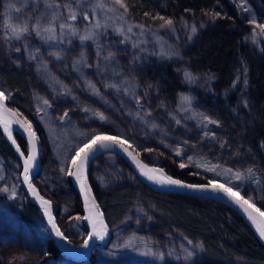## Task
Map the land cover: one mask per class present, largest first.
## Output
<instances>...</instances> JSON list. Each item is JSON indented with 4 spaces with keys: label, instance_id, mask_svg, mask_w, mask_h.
Masks as SVG:
<instances>
[{
    "label": "rangeland",
    "instance_id": "obj_1",
    "mask_svg": "<svg viewBox=\"0 0 264 264\" xmlns=\"http://www.w3.org/2000/svg\"><path fill=\"white\" fill-rule=\"evenodd\" d=\"M122 3L127 11L116 0H0V64L19 79L11 84L0 70V91L37 136L41 166L34 182L54 203L61 230L77 245L88 234L68 172L94 136L126 140L139 154L154 150L165 157V171L223 184L264 212V168L241 131L201 99L213 94V76L192 71L184 56L217 19L235 12L251 29L248 41L260 48L264 7L258 0H208L171 26H147ZM12 27L27 31L14 34ZM164 61L174 62V80L149 78ZM20 166L0 153V264H48L52 238L44 221L26 220L12 203L28 199ZM89 174L105 197L110 238L75 264H249L224 243L211 253L182 230L116 155H98Z\"/></svg>",
    "mask_w": 264,
    "mask_h": 264
},
{
    "label": "trees",
    "instance_id": "obj_2",
    "mask_svg": "<svg viewBox=\"0 0 264 264\" xmlns=\"http://www.w3.org/2000/svg\"><path fill=\"white\" fill-rule=\"evenodd\" d=\"M130 7L133 19L143 25L157 26L165 20L175 21L185 13H196L207 5L208 0H124ZM264 7V0H258ZM164 17V20L159 19ZM251 29L238 12L217 19L198 38L184 49L187 66L194 72L213 76V94L202 95L201 99L216 109L220 119L229 127L239 129L242 143L249 147L264 168V35L260 48L249 41ZM0 64L2 75L9 83H19L14 71ZM173 61H164L149 78L163 77L173 81ZM17 142L27 152L25 141L15 134ZM0 153L16 160L0 130ZM144 161L165 168V157L154 150L137 153ZM119 162L128 170L127 165ZM20 164V163H19ZM167 173L187 182H205L197 177L166 170ZM103 213L104 198L93 185ZM146 195L157 200L163 210L169 212L172 220L184 231L200 239L208 250L224 243L234 255L246 259L249 264H264V246L255 236L248 223L226 205L204 198L165 194L144 185ZM21 190H25L21 187ZM76 194V193H75ZM118 193L109 196L113 201ZM27 197V194L25 192ZM76 202L81 203L78 194ZM26 220L42 219L36 206L12 201ZM33 205V206H32ZM46 261L53 264L62 259L53 240L48 244ZM76 262H74L75 264Z\"/></svg>",
    "mask_w": 264,
    "mask_h": 264
},
{
    "label": "water",
    "instance_id": "obj_3",
    "mask_svg": "<svg viewBox=\"0 0 264 264\" xmlns=\"http://www.w3.org/2000/svg\"><path fill=\"white\" fill-rule=\"evenodd\" d=\"M10 109L11 111H8ZM23 125V126H22ZM28 123L21 117L17 112H15L12 108L9 107L7 101H4L3 107H0V130L4 135L6 141L10 145L12 151L17 157L20 165H21V174H20V183L22 188L25 190L28 200L30 203L34 204L38 211L40 212L42 219L46 225V228L52 238L54 244L57 246L60 255L68 260H72L75 262H81L89 258L95 248H104L110 238V231L108 224L105 220L103 211L100 207V204L97 200L96 194L94 192V188L90 179L89 167L90 163L102 153H112L120 158L127 167L132 171V173L148 188L153 189L155 191L165 193V194H180L198 198L209 199L213 201L220 202L233 211H235L239 216H241L250 226L255 236L259 239V241L264 246V238L260 236L259 229L264 227V217H261L259 213L255 212L252 209L249 211L252 213V216L255 217V222L253 219H250L249 213L244 211V208L240 206V204L236 203L234 199H231L228 195L223 192L213 191L210 183L200 182V183H191L179 179L169 173H167L163 168L158 165H154L144 161L135 151H133L127 144L125 145L128 148V151L125 152L119 145H112L111 141H105V143L110 146L107 148H101L99 144L93 149L91 153H89L88 160L84 163L82 170L80 171L81 180L83 181V190L81 187V181L77 180L75 175H70L71 185L76 190L81 205H82V213L83 219L82 222L87 226L88 234L84 241L77 245L71 242L62 232L59 227L56 218H55V208L54 203L47 198L42 192L39 190L34 180L40 171L41 166V156L38 145L37 136L34 130L31 128V132L34 133V137L30 135L29 131H26ZM15 134H19L21 138L25 141L27 146V152H24L17 139ZM11 135V138H10ZM13 140H15V144H13ZM19 148V151L17 150ZM131 153V155H129ZM30 155H34V159L30 161V167L28 171V181H25V160L28 159ZM77 163H79V156L77 154L76 157ZM162 170V171H161ZM78 169L75 166H72L71 172H77ZM147 173V175H145ZM148 176H153L156 179L149 180ZM171 176L173 179H179L183 184H193V185H204L207 190H197L190 189L186 187H180L176 185H169L166 183H162L166 177ZM31 184V188L29 187ZM35 191V194L33 192ZM42 197L43 200L48 201V205H43L41 200L37 197ZM48 208V212H50L51 217L54 219L57 227L63 233V236L66 239L56 236L55 231L52 229V225L49 222V215L46 214L45 208ZM246 207V206H245ZM257 207V206H256ZM258 208V207H257ZM262 211V210H260ZM263 212V211H262ZM97 213L99 215H97ZM88 217V219H85ZM103 221V225L99 223V221ZM95 223V227L97 230L103 229L104 239H99L98 237L93 236L89 239V234L93 231V225ZM85 241H87V246H85Z\"/></svg>",
    "mask_w": 264,
    "mask_h": 264
},
{
    "label": "snow or ice",
    "instance_id": "obj_4",
    "mask_svg": "<svg viewBox=\"0 0 264 264\" xmlns=\"http://www.w3.org/2000/svg\"><path fill=\"white\" fill-rule=\"evenodd\" d=\"M116 3L120 4V6L125 8V11H127V7H126V5H124L122 3V0H116ZM85 18H87V17H85ZM72 19H75V15L72 16ZM159 19L164 20L165 18L164 17H159ZM172 23L173 22L171 20H165V24L168 25V26H171ZM253 23H255L254 20H253ZM257 27H259L261 29V31L264 32V24L257 25ZM12 31H13L14 34H18L20 32H26L27 28L12 27ZM129 31H131V28H129ZM192 31H193V33H195L196 28L193 27ZM86 38L87 37H81V39H86ZM188 75L189 74L186 73V76H188ZM6 99L7 98L4 96V93L2 91H0V107H3L4 101ZM184 99L187 100L188 98L185 97ZM44 103L47 104L48 102L44 101ZM8 111H11V110L8 109ZM101 119H103V117H101ZM209 122L210 123H215L214 121H209ZM25 130L29 131L30 135L34 137L35 134L31 132V125L30 124H28V126H27V128ZM10 138H11V135H10ZM105 141H111L112 145H119L122 149H124L125 152L128 151V148L125 147V145L127 144L126 140H121L118 137H111V136H94L92 138V140L88 144H85L84 148L80 149V152L78 153L79 163H77V160L75 158H73V160H72L73 166H75L78 169V171L77 172H68L69 175H75L77 180L81 181L82 190H83L84 185H83V181L81 180L80 171L82 170L84 163L88 160L89 153H91L93 151V149L96 147L97 144H99L101 148H107V147L110 146L109 144L105 143ZM12 142H13V144L16 143L15 140H13ZM129 147H130V145H129ZM17 150L19 151V148H17ZM129 155H131V153H129ZM177 155H179V152H177ZM33 159H34V155H30L28 157V159L25 160V170L24 171H25V181L26 182L28 181V171H29V167H30V161L33 160ZM180 167L184 168L185 165L184 164H180ZM208 170L209 171H214V169H212V168H210ZM249 171L251 172V170H249ZM145 175H147V173H145ZM237 178H239V174H238ZM148 179L149 180H154L156 178L153 177V176H148ZM161 182L169 184V185H176V186L186 187V188H190V189H197V190H202V191L203 190H207L206 186H204V185L183 184L181 180L173 179L171 176L166 177ZM209 183H210L211 188H212L213 191L223 192L226 195H228L231 199H234L236 201V203L240 204V206L244 208V211L249 213V217H250V219H253V222H255V217L252 216V213L249 211V209L254 210L255 212L259 213V215L261 217H264V212L260 211V209L257 208L255 206V204L250 203L249 200L244 199V197L240 196V194L238 192L233 191L232 188L225 187L223 184H216V183H213L211 181ZM29 187L31 188V184H29ZM3 191H8V189H3ZM33 192L35 194L34 190H33ZM37 198L41 200L43 205H48L49 204V202L43 200L42 197L38 196ZM45 212H46L47 215H49V222L51 223L52 229L55 231L56 236L61 237L63 239H66V237L63 236V233L57 227L54 219L51 217L50 212H48V208L47 207L45 208ZM97 215H99V214L97 213ZM85 219H88V217H85ZM99 223L101 225H103V221L102 220H100ZM259 233H260V236L262 238H264V227H261L259 229ZM93 236L98 237L101 240L104 239L103 229L97 230L96 227H95V223L93 225L92 233L89 234V239H91ZM87 243L88 242L85 241V246H87ZM197 247H202V246L198 245ZM188 255L191 256L192 253L189 252Z\"/></svg>",
    "mask_w": 264,
    "mask_h": 264
},
{
    "label": "flooded vegetation",
    "instance_id": "obj_5",
    "mask_svg": "<svg viewBox=\"0 0 264 264\" xmlns=\"http://www.w3.org/2000/svg\"><path fill=\"white\" fill-rule=\"evenodd\" d=\"M129 171H131V170H129ZM132 172V171H131ZM93 185V184H92ZM73 187V186H72ZM72 190H74V192L76 193V190L74 189V187H73V189ZM77 194V193H76ZM54 208H55V206H54ZM78 208H79V210H80V212L82 213V205H81V207H79L78 206ZM103 211V210H102ZM54 214H55V211H54ZM104 214V213H103ZM56 218V217H55ZM57 221V220H56ZM63 232V231H62ZM64 233V232H63ZM65 235V234H64ZM66 236V235H65ZM72 262H75V261H72ZM77 263V262H76Z\"/></svg>",
    "mask_w": 264,
    "mask_h": 264
},
{
    "label": "bare ground",
    "instance_id": "obj_6",
    "mask_svg": "<svg viewBox=\"0 0 264 264\" xmlns=\"http://www.w3.org/2000/svg\"><path fill=\"white\" fill-rule=\"evenodd\" d=\"M131 148V147H130ZM132 149V148H131ZM133 150V149H132ZM134 151V150H133ZM136 152V151H135ZM101 158V157H100ZM119 159V158H118ZM92 163V162H91ZM91 163H90V165H91ZM21 167V166H20ZM162 168V167H161ZM91 179V178H90ZM70 180V179H69ZM36 184V183H35ZM93 184V183H92ZM38 187V186H37ZM68 190V189H67ZM77 193V192H76ZM43 194V193H42ZM44 195V194H43ZM49 198V197H48ZM33 206V205H32ZM42 217V216H41ZM87 260V259H86ZM86 260H84V261H86ZM83 261V262H84ZM82 262V261H81Z\"/></svg>",
    "mask_w": 264,
    "mask_h": 264
}]
</instances>
